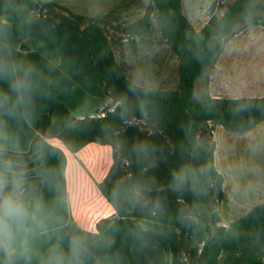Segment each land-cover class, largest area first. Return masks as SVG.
Returning <instances> with one entry per match:
<instances>
[{"label":"trees","instance_id":"1","mask_svg":"<svg viewBox=\"0 0 264 264\" xmlns=\"http://www.w3.org/2000/svg\"><path fill=\"white\" fill-rule=\"evenodd\" d=\"M9 1L77 32L106 96L100 109L80 117L56 101L40 123L43 138L58 139L73 155L91 142L111 146V167L95 184L114 212L99 220L96 230L103 232L116 218L143 219L178 231V264H264V203L227 225L219 224L223 177L214 164L212 137L215 125L245 133L264 123V96H212L208 85L214 62L231 37L243 26L264 25V0H213L199 30L183 13L181 0H149L143 15L122 27L102 26L53 1ZM111 43L167 45L178 59V89L134 84L116 61ZM33 46L27 41L21 48ZM202 80V94L195 98ZM143 144L151 150L140 153L138 146ZM193 154L198 165L219 174L199 195L174 182L176 171ZM109 177L126 181L119 199L111 194Z\"/></svg>","mask_w":264,"mask_h":264},{"label":"clouds","instance_id":"2","mask_svg":"<svg viewBox=\"0 0 264 264\" xmlns=\"http://www.w3.org/2000/svg\"><path fill=\"white\" fill-rule=\"evenodd\" d=\"M50 87V78L34 62L15 54L0 23V264H111V235L86 230L71 215L63 169L50 163L54 150L48 141L24 137L23 129L36 118L37 99ZM150 150L148 144L138 146L140 153ZM248 150L254 153L256 146L250 143ZM196 161L193 154L174 182L199 195L219 174ZM235 169L228 177L233 192L264 183V164L242 161ZM108 181L112 196L125 194V180Z\"/></svg>","mask_w":264,"mask_h":264},{"label":"crops","instance_id":"3","mask_svg":"<svg viewBox=\"0 0 264 264\" xmlns=\"http://www.w3.org/2000/svg\"><path fill=\"white\" fill-rule=\"evenodd\" d=\"M41 1H53L65 5L77 14L96 19L102 26L122 27L141 17L149 0H111L109 4H105L106 0H96L101 5L105 4L96 14L92 10L94 0ZM210 4L211 0H181L182 11L196 30L207 22L208 16L204 13ZM0 23L6 28L9 41L14 43L17 50L24 41L34 42L33 48L23 50L22 54L27 60L34 62L51 80L50 91L36 101L35 120L23 129L27 141L43 138L40 135L41 117L56 101L64 103L77 117L91 114L106 103V96L98 83L95 68L77 32L48 23L25 6L11 5L9 0H0ZM55 43H59V47ZM111 47L116 61L130 81L151 90H164L158 84L137 78L136 75L137 72L139 73L136 67L141 65L139 62L153 61L147 60L141 50L154 51L158 45L111 43ZM134 48L137 52H133ZM168 49L171 50L169 47ZM169 50L168 52L171 53ZM171 54L173 58L171 62L176 67L177 80L178 59L175 54ZM217 126L215 125L214 129ZM43 139L47 140L54 150L50 163L63 169L67 192L72 203L71 215L80 221L82 228L97 231L96 223L114 212L113 207L101 195L95 184V181H101L106 176L111 167L113 161L111 146L91 142L73 155L58 139Z\"/></svg>","mask_w":264,"mask_h":264},{"label":"rangeland","instance_id":"4","mask_svg":"<svg viewBox=\"0 0 264 264\" xmlns=\"http://www.w3.org/2000/svg\"><path fill=\"white\" fill-rule=\"evenodd\" d=\"M97 1H93L92 10L95 14L111 0H106L103 5ZM204 14L208 16V10ZM221 14L222 11L217 12V15ZM55 44L59 47V43ZM11 45L17 56L25 58L22 48L17 50L13 42ZM159 46L154 48V51L141 50L147 60L153 61L139 62L141 65L136 67L139 70V73H136L137 78L149 80L164 90L178 89L176 67L171 62L173 52L165 44ZM84 49L86 50L85 47ZM133 52H137L136 48ZM203 83V80L199 81L195 98L201 96ZM208 85L212 96H264V25L243 26L231 37L214 62ZM139 123L142 124L141 121ZM212 137L216 169L223 177V199L217 206L219 224L227 225L244 215L254 205L264 203V183L247 192H233L228 180L230 175L237 174L235 166L242 161L246 163L254 160L264 164V123L245 133L228 132L218 125L213 130ZM250 143L256 146L254 153L248 150ZM247 175L251 177L253 174L249 172ZM101 233H109L113 240L108 249L111 264H178L175 255V242L178 237L176 229L147 220L122 217L113 220Z\"/></svg>","mask_w":264,"mask_h":264}]
</instances>
